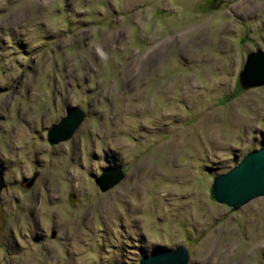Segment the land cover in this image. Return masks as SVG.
Masks as SVG:
<instances>
[{
	"label": "rangeland",
	"instance_id": "obj_1",
	"mask_svg": "<svg viewBox=\"0 0 264 264\" xmlns=\"http://www.w3.org/2000/svg\"><path fill=\"white\" fill-rule=\"evenodd\" d=\"M258 48L264 0H0V264H264V195L212 192L264 146ZM68 106L87 115L51 143Z\"/></svg>",
	"mask_w": 264,
	"mask_h": 264
},
{
	"label": "water",
	"instance_id": "obj_2",
	"mask_svg": "<svg viewBox=\"0 0 264 264\" xmlns=\"http://www.w3.org/2000/svg\"><path fill=\"white\" fill-rule=\"evenodd\" d=\"M241 78L247 87L264 85V50L258 48L248 53L241 72ZM87 113L79 106L67 107L64 117L48 130L51 143L68 140L72 137ZM124 178L119 169H105L96 179L102 190H107ZM5 186L0 173V191ZM212 192L219 203L227 204L234 210L239 209L251 199L264 195V146L249 152L242 161L228 172L214 177ZM189 251L180 244L174 248L158 246L153 248L138 262L114 264H187Z\"/></svg>",
	"mask_w": 264,
	"mask_h": 264
}]
</instances>
